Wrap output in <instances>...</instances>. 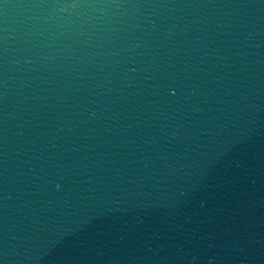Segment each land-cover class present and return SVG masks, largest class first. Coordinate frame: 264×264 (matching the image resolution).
Masks as SVG:
<instances>
[{
    "label": "water",
    "instance_id": "water-1",
    "mask_svg": "<svg viewBox=\"0 0 264 264\" xmlns=\"http://www.w3.org/2000/svg\"><path fill=\"white\" fill-rule=\"evenodd\" d=\"M0 264H264V0H0Z\"/></svg>",
    "mask_w": 264,
    "mask_h": 264
}]
</instances>
